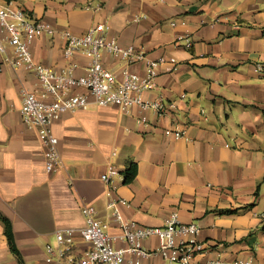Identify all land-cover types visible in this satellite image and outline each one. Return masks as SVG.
<instances>
[{"label":"crops","instance_id":"crops-1","mask_svg":"<svg viewBox=\"0 0 264 264\" xmlns=\"http://www.w3.org/2000/svg\"><path fill=\"white\" fill-rule=\"evenodd\" d=\"M9 2L55 30L31 43L36 63L66 70L63 32L84 34L104 24L121 46L164 58L157 88L145 98L161 97L175 108L159 116L92 105L63 114L53 131L64 166L48 174L38 133L21 118V91L41 94L38 78L14 63L11 50L0 53V213L11 222L20 254L0 219V264L42 263L57 230L85 227L83 205L108 221L109 187L101 180L108 164L122 175L114 184L115 197L128 203L120 207L124 219L157 228L177 212L181 222L201 228L198 240L208 250L191 264H264V0H2ZM8 56L12 63L4 61ZM73 62L77 77L91 64L82 54ZM103 64L119 79L126 67L139 76L146 68L108 54ZM132 164L137 173L127 183ZM110 232L120 233L114 223ZM144 247L155 250L158 240ZM86 248L79 243L75 254ZM143 264L171 263L155 256Z\"/></svg>","mask_w":264,"mask_h":264},{"label":"built area","instance_id":"built-area-1","mask_svg":"<svg viewBox=\"0 0 264 264\" xmlns=\"http://www.w3.org/2000/svg\"><path fill=\"white\" fill-rule=\"evenodd\" d=\"M88 9L97 11L100 7ZM0 53L7 55L11 50L15 56L14 63L23 65L33 72L42 89L37 95L26 89L21 91V118L24 125L38 133L43 148L45 170L48 174L56 173L63 168V160L59 151V140L53 131V124L63 114L79 109H88L92 105L98 107L116 106L127 112L133 108L143 111H153L159 116L166 115L175 108L174 103H168L159 97L147 100L145 94L157 88V78L164 64V58L151 60L135 46L123 47L116 40L107 37V27L97 24L84 34H76L65 30V58L70 62L66 70L56 72L42 64L36 63L31 43L42 36L54 35V28L46 22L32 21L25 10L14 3H2L0 0ZM184 42V40L179 39ZM186 46L191 44L186 40ZM82 54L91 60L86 74L76 76L78 65L73 58ZM120 58L128 65L144 62L145 74L139 76L124 68L121 78L105 68L103 55ZM5 62L12 63L11 57H5ZM176 63L174 58L169 60ZM261 69V68H259ZM1 70V65H0ZM77 89L83 93L67 95L68 91ZM146 116L139 122L145 123ZM166 135L175 138L182 137L180 131L167 130ZM122 176L112 164H108L101 180L109 190L107 204L108 221L99 220V212L94 206L83 205L81 210L85 219V227L81 229L57 230L56 246L48 245L46 255L40 264H143L144 260L160 256L171 264H191L199 255L208 250L204 242L198 240L201 228L197 224L183 223L177 212L171 213L162 227L148 228L137 222L124 219L120 207L128 203L115 197L114 179ZM112 223L116 224L120 233L110 232ZM156 238L158 248L149 250L144 247L148 239ZM79 243L87 245L85 251L76 255ZM207 264H255L252 261L225 262L216 260Z\"/></svg>","mask_w":264,"mask_h":264},{"label":"trees","instance_id":"trees-1","mask_svg":"<svg viewBox=\"0 0 264 264\" xmlns=\"http://www.w3.org/2000/svg\"><path fill=\"white\" fill-rule=\"evenodd\" d=\"M136 173H137V168L134 164H132L125 173V181L127 183L132 182L136 176ZM0 219L5 224L6 236L8 238L10 248L13 251V253L19 257L20 254L15 244L11 222L6 217H4L1 213H0Z\"/></svg>","mask_w":264,"mask_h":264}]
</instances>
